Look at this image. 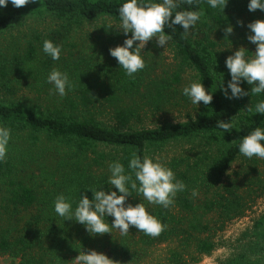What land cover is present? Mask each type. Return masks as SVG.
Here are the masks:
<instances>
[{"label": "trees", "instance_id": "1", "mask_svg": "<svg viewBox=\"0 0 264 264\" xmlns=\"http://www.w3.org/2000/svg\"><path fill=\"white\" fill-rule=\"evenodd\" d=\"M123 2L37 0L20 8L11 4L0 8V36L27 19L48 18L56 23L43 35L35 33L23 46L0 48L1 90L15 93L30 86L42 93L49 89L46 110L0 98V125L11 129L8 155L0 162V187L12 205L9 226L0 237V255L19 260L18 264H72L83 248L103 252L119 264H140L152 248L170 243L175 247L168 264H199L218 249L217 235L264 196V159H248L238 151L240 139L264 122V115L254 114L264 93L229 100L219 89L223 77L225 86L231 79L225 67L231 51L226 48L236 44L238 35L243 37L247 20L264 19V11L250 12L249 0H228L224 12L210 8L206 0L191 6L181 3L178 10H199L203 15L186 37L179 25L175 31L165 29L172 34L177 71L152 89L145 88L149 101L145 107L163 111L168 103L164 91L182 84L188 71L194 73V81H202L214 92L213 100L208 106L199 104L196 119L140 128L136 122L145 118L141 115L144 103L138 99L146 78L144 69L129 77L113 58L91 73L85 58L66 56L75 29L100 19L120 23L118 8ZM229 24L235 27L228 39L224 29ZM45 39L63 46L58 61L42 52ZM54 67L67 71L75 85L64 97L46 83ZM242 87L250 91L252 86L245 82ZM106 104L112 109L110 123L92 112ZM250 105L252 112L247 110ZM218 120H231L233 129L216 128ZM171 148L175 152L169 156ZM133 153L158 158L186 185L169 208L143 201L167 225L158 236L130 228L124 236L113 230V234L93 237L74 219L64 221L55 214L54 200L59 194L70 198L75 207L81 191L92 198L86 188L104 186L107 191L109 164L119 160L127 170ZM128 202L139 203L140 198L129 197ZM236 250L222 264H264V214L243 235Z\"/></svg>", "mask_w": 264, "mask_h": 264}, {"label": "clouds", "instance_id": "2", "mask_svg": "<svg viewBox=\"0 0 264 264\" xmlns=\"http://www.w3.org/2000/svg\"><path fill=\"white\" fill-rule=\"evenodd\" d=\"M36 2L37 0H0V8H6L9 4L14 8H20ZM199 2L200 0H125L118 8L120 23L116 29L125 36V39L122 44L110 48L109 54L117 60L127 76L134 77V74L146 67L144 49L150 40L155 39L158 47L166 49L172 40V34L166 32V28L175 31L174 26L179 25L185 37L194 32L203 12L178 9L181 3L191 6ZM206 3L210 8L224 12L228 0H206ZM247 7L250 12L258 9L264 11V0H249ZM238 24L244 26L243 21H238ZM234 27L229 24L224 29L225 38L229 39ZM247 28L249 34L246 38L249 43L256 46V49L249 55L250 51L241 46L225 59V67L231 79L225 86L223 77L219 89L229 100L264 93V19L250 22ZM62 47L51 39H45L42 43V52L53 61H58L62 55ZM232 47L233 44L226 49ZM245 82L252 86L250 91L242 87ZM46 83L52 85L55 94L60 97L66 96L75 87L68 72L55 67L48 73ZM181 94L187 97L192 105L199 106L202 102L208 106L213 100L214 92L206 89L202 81H191L183 86ZM247 110L252 112L253 107L250 105ZM254 114L264 115V100L255 104ZM193 116L196 119L194 114ZM230 121L218 120L216 128L229 132L233 129ZM10 138L11 129L0 125V162L7 158ZM238 151L248 159L253 157L264 159V122L261 126L249 130L248 134L240 139ZM108 168L110 175L105 184L108 185L107 191L104 186L99 189L86 188L85 190L92 192V198L81 191L75 207L70 198L59 194L54 200L55 214L64 218V221L74 219L93 237L113 234V230H118L124 236L129 234L130 228H135L148 236H158L167 225L153 215L143 201H147L148 205L169 208L174 204L177 193L186 188L185 183L176 178L172 168L158 158L148 155L141 157L133 153L128 161L127 170L119 160L110 163ZM129 197H139L140 202L130 203ZM108 217H112L111 223ZM71 262L119 264L103 252L84 248L79 250V254Z\"/></svg>", "mask_w": 264, "mask_h": 264}, {"label": "rangeland", "instance_id": "3", "mask_svg": "<svg viewBox=\"0 0 264 264\" xmlns=\"http://www.w3.org/2000/svg\"><path fill=\"white\" fill-rule=\"evenodd\" d=\"M246 22V25H248L253 21L247 20ZM118 25L119 23H115L110 19H100L95 22L85 23L82 27L74 30L70 42L71 45L67 49L66 56L68 53H72L76 57H83L86 59V65L90 67L91 73L99 71L97 69L102 68L104 63L108 60H113V57L109 54V49L122 44L125 39V36L116 30ZM55 26L56 23L48 18L27 19L18 28L10 30L0 36V48L3 49L16 43L23 46L35 35V33L43 35L50 29L55 28ZM242 34V38L239 37V35L236 37V44L230 49V54L241 46H244L250 51L248 53L249 55H252L251 52H255L256 46L249 43L246 38L249 34L248 28L243 30ZM144 51L146 59V67L144 68L146 78L138 94V99L141 103H144L143 106L145 107L149 102L146 97L147 90H145V88L152 89L156 84L161 83L163 79L168 80L172 78L177 71V59L171 42H169L166 49H164L158 47L156 40L152 39L148 42ZM191 81H194V73L188 71V73L184 75L182 84L178 86L175 85L176 87L164 91L168 103L162 108L163 111L151 110L150 107H145L141 111V115L145 118H143V121L136 122L138 126L140 128H155L162 125L185 122L194 117L193 114L196 117L199 114V106L192 105L188 98L181 94L183 86ZM43 90L45 91L39 93L29 86L22 88L20 91L17 90L15 93H9L0 88V98L3 97L7 100L16 101L33 109L46 110L50 103L48 94L45 92L49 89ZM99 109L92 110V112L95 113L98 119L110 123L112 109L108 106ZM171 151L173 153H170L169 156H172L175 152L172 148ZM237 167L234 168V170H237ZM261 170L263 171L262 167ZM7 197L8 195L6 192L2 191L0 187V237L9 226V216L12 209V205ZM263 214L264 196H261L254 203L252 209L246 212L245 216L229 223L225 230L217 235L216 240L219 243L218 249L211 256L203 258L199 264H222L233 256L237 252L236 248L243 235L253 228L255 221ZM174 247L175 245L171 243L155 246L149 251L146 259L140 264H168L170 253ZM18 263L19 260L10 256L0 255V264Z\"/></svg>", "mask_w": 264, "mask_h": 264}]
</instances>
